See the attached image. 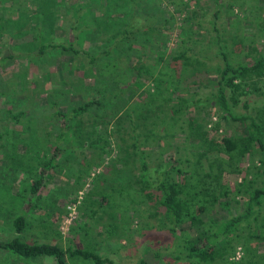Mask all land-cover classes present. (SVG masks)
<instances>
[{
	"label": "rangeland",
	"instance_id": "obj_1",
	"mask_svg": "<svg viewBox=\"0 0 264 264\" xmlns=\"http://www.w3.org/2000/svg\"><path fill=\"white\" fill-rule=\"evenodd\" d=\"M16 1L20 4L27 2V6L24 7V14H19L18 9L14 7L6 8V14L11 20H8L9 23L11 22L6 36L8 41L10 38L11 40L17 39V42L26 45L25 41H22L25 36L24 38L22 36L27 32H37L38 38L27 41L30 49H37L39 40L53 39L67 42L73 40L75 45L92 53L114 43L115 37L107 38L110 32L104 31V23L99 19L104 13L95 8L97 3L102 0H41L40 3H45L44 7L43 4L41 6L43 9H40L38 1L15 0L14 2ZM119 1L124 5L123 10L126 11V14L123 13V17H130V7H134L140 12L144 11V6L139 7L144 0ZM213 1L160 0L159 7L165 8V14L162 15L169 18L168 24L173 27L171 30L168 29V32L171 33V39L168 42L170 51L179 49L178 44L176 45L179 39L185 38L187 43L190 41L194 44H205L208 40L207 37L215 33L214 25L221 35L228 39L226 49L233 47L232 57L247 59L243 55L245 51H249L251 55L258 51H264V0H222L218 14L215 13L218 5ZM153 2L157 4V0ZM4 3L6 4V2ZM228 3H231L232 7H229ZM32 8L39 10L31 11ZM48 8L53 9L54 12L50 13L51 18L43 20L44 13L48 12ZM146 12L149 11H144L142 14ZM24 18L26 20L22 24L20 20ZM72 24H76L73 31ZM176 34H178L177 37ZM204 35L207 37L204 38ZM232 36L236 42H233ZM133 46L138 51V45L134 44ZM212 47L213 51L217 50L215 43H212ZM141 49L145 51L147 47H141ZM146 51L152 55L151 58L144 55V52H140L143 61L136 57L134 58L135 65L146 66L148 63L146 61L153 60V55L156 53ZM60 53H57L56 57L52 53L46 54L44 58L35 57L34 61L26 58L19 59L18 61L22 64L11 62L3 72H0V114L6 116V105L10 102L13 106L12 109L26 110V113L16 122H11L9 119L0 121V237L8 238L18 234L28 242H59L64 247L68 244L83 247L90 245L97 252L110 257L114 264H137L141 258L156 264H182L185 261L182 257V247L177 243L174 245L172 234L165 226H160V221L157 218L160 215H150L151 212L156 211L153 206L155 198L144 196L139 191V184L134 182L135 177L139 174V162L133 161V155H129L131 149L126 152L119 147V144H124L120 141L119 134L125 136L127 142L131 141V135L128 132L130 127H127L128 120L119 121V131L121 132L118 133L117 128L119 127L116 122L119 118L115 116L109 123H102L100 114L102 115L104 108L96 106L68 120L69 126L65 135L61 139H56V141L59 140L58 146L61 148V152L56 156L58 164L47 171L50 177L45 180L40 198L35 200L38 206L26 210L28 224L21 232L15 231L12 219L24 212L29 196V186L38 174L41 162L50 156L52 148L56 144V133L60 128V117L55 115L53 107H50L46 102L45 93L52 92L62 85L64 94L58 98L57 107L69 114L72 108L82 100L90 96H101L102 93L98 90L108 92L114 88L111 81L105 80L92 68L81 66V61L86 65V56L69 58L66 53ZM140 53L137 52L136 55H140ZM211 55L212 60L220 59V56H213V53ZM59 66L62 68L61 71L58 69ZM189 75L191 79L189 90L196 86L206 87L207 90L209 88L208 78L216 76V72L196 74L191 71ZM148 84L151 86L152 82L147 80L146 84L139 86L133 82L130 84L127 82L125 84L127 91L123 95L121 94V97L126 102L128 101L127 105L133 103V100L138 104L131 114L135 120L140 121L143 113L155 110L153 103L145 102L139 97L142 92L146 93ZM256 85L257 88L253 87L248 97L239 96L240 101L235 107L240 110L242 103L246 100L250 105L251 114L256 120L262 122L264 121V83L262 78H257ZM19 88L22 89L19 90ZM205 89L200 91L202 97L206 93ZM172 97H174L171 101L172 105L177 106L179 103L176 94L173 93ZM217 111L218 104L215 97L199 102L197 108L191 104L187 111L181 112L180 122L169 129V131L175 132L173 137L160 134L157 139L152 140L153 137L149 135V139L143 140L140 147L148 153L146 159L151 168L150 173L156 174L152 167L164 169L163 165H157L160 155L165 159L171 155L173 164L168 166L167 170L175 171V168L172 167L176 164V154L178 155L176 146L179 141H181L179 153H185L189 158L196 156L190 148L184 149L190 138L188 135L189 116L199 117L198 121L203 125L198 126L195 132L198 133L203 128L206 130L207 137L216 142H219L224 134L240 136L245 134V123L231 118L220 120L221 126L217 129L214 128L213 125L218 119ZM147 122L149 123V120ZM141 123L143 125L140 130H146L148 123ZM99 134H103L104 137L107 135L108 142L100 139ZM171 138L174 139L172 144H169L168 141ZM102 143L105 144V152L100 148ZM254 147L255 145L249 143L246 148L235 151V157L232 160L233 167H240L244 170V166L250 165L249 172L255 173L256 166L260 164L255 153L258 147H256L255 154L253 153ZM215 154L224 162V169L219 173L221 176L220 192L223 191L225 185L233 190L237 174L228 165L229 157L224 152H214L212 155ZM179 175L175 173V176L181 179ZM255 177L261 176L255 175ZM127 178L132 180V183L126 187L124 182ZM214 182L217 183V181ZM122 185H124L123 189H127L131 194L123 192L122 195L117 192L122 190ZM108 192L111 193V198L105 205L97 206L99 198L103 194L108 195ZM73 197H76V201L72 203ZM246 197V194L237 195L238 202L233 200V205L230 208L232 213L243 209L242 202ZM205 199L198 204L203 208L204 218L217 220L228 215V211L213 202L210 197ZM124 201H126V205H124ZM262 207L264 208V206ZM157 209L159 211L162 207ZM252 218H254L253 215ZM248 221L249 218H246L245 222ZM253 221V226L250 229L246 225L243 228L241 226L239 232L242 234L241 239L243 241L245 239L253 253L258 255L253 264H264V240L259 241V238L250 236L253 230L260 232L259 225H262L263 220L259 216L257 220L254 218ZM111 223L118 225L113 233L109 231ZM83 224L86 225L80 228ZM197 230L199 228L195 230L191 227L187 232L194 237L193 234ZM199 243L202 244L203 241L199 240ZM246 253L250 254V251H244V245L236 242L234 255L230 256L229 261L216 260L212 264H235L234 261L241 264V259ZM65 257L66 264H96L89 259L72 257L68 253L65 254ZM246 258L248 257L245 256ZM0 264L58 263L52 256L29 258L24 261L22 257L0 249Z\"/></svg>",
	"mask_w": 264,
	"mask_h": 264
},
{
	"label": "trees",
	"instance_id": "obj_2",
	"mask_svg": "<svg viewBox=\"0 0 264 264\" xmlns=\"http://www.w3.org/2000/svg\"><path fill=\"white\" fill-rule=\"evenodd\" d=\"M14 1H0V72H3L11 62L22 64L18 61L19 59L26 58L34 61L33 58L35 57L44 58L46 54L50 53L56 57V55L58 56L57 53L63 52L69 55V58L80 55L86 56V65L81 61V66L83 68H92L97 74L102 75L105 80L111 81L114 87L113 90L108 92L98 90L102 93V95L100 94L101 96H90L82 100L72 108L69 114L62 111L60 107H57L58 98L64 94L62 85L59 88H55L52 92L45 93L46 102L50 107H53L55 115L60 117V128L56 133V144L52 148L50 156L41 162V168L29 186V196L24 212L12 219L15 231L17 233L21 232L28 224L26 210L38 206L35 200L40 198L45 180H48L50 177L47 171L58 164L56 156L61 152V148L58 146L59 140L56 141V139H61L65 135V131L69 126L68 120L96 106L97 108H104L102 115L100 114L102 123H109L111 118L115 116L119 118L116 122L119 127L117 128L118 133L121 132L119 131V121L122 119L128 120L127 127H130V131L128 132L131 135V141L127 142L126 137L119 134L120 141L124 143L119 144V147L126 152L131 149L132 151L129 155H133V161L137 160L139 162V174L135 177L134 182L139 184V191L144 196L155 198L153 206L156 208V211L151 212L150 215H160L157 216L160 226H165L172 234L174 245L177 243L182 247V257L185 259L182 264H212L216 260L222 262L229 261L230 256L234 255L236 242L244 245V251H250V254L246 253L243 255L241 264H253L258 255L253 253V250L249 248V244L245 239L244 241L241 239L242 234H240L239 228L241 226L243 228L246 225L250 229L254 223L253 219L257 220L260 216L263 220L262 225H259L261 230L260 232L253 230L250 236L259 238V241L264 240V208L262 207L264 206V121L256 120L251 111H249L250 105L246 100L242 103L240 110L236 109L235 106L240 101V95H244L246 98L251 94L253 87L257 88V78H262L264 83V51H258L252 55L249 51H245L243 55L247 59L232 57L231 53L234 52V49L233 47L226 49V41L228 39L221 35L216 25L213 26V30L215 31L213 35L209 37L204 35V38L207 37L208 39L205 44L199 45L190 41L187 43L184 38L176 42L179 49L170 51L168 42L171 39V33L168 32V29L171 30L173 27L171 24H168L169 18L166 15H162L163 13L165 14V8L159 7L160 0H157V4L153 2L154 0H144L139 7L144 6V11H149L145 14H142L144 11L140 12L134 7H130L129 13L131 15L129 18L123 17V13L126 14V11L123 10L122 7L124 5L119 0H102L97 3L98 5L95 8L104 13L99 18L104 23V31L110 32L107 38L115 37V39L113 44L106 45L96 53L88 52L82 47L75 45L73 40L68 42L53 39L39 40L38 48L30 49L27 41H31L32 38H38L39 34L37 32H27L25 35H21L22 38L25 36V40L23 39L22 41H25L26 45L17 42V39L11 40L10 38L9 41L6 39L9 32L8 26L11 24V22L9 23L11 20H9V16L6 14L7 9L14 7L18 9L19 14H24V7L27 6V2L20 4V2ZM31 1H38L40 9H43L45 5V3H40L41 0ZM214 1L218 5L215 11L218 14L222 0ZM42 4L43 7L41 8ZM228 6L232 7V4L228 3ZM50 8H48L47 12L45 11V6L43 20L48 19L50 13L54 12ZM38 10V8H32L31 11ZM25 20L26 18L20 20V22L23 24ZM75 28L76 24H72V31ZM177 36L178 34H176ZM232 39L233 42H236L234 36H232ZM19 41H21L20 38ZM212 43L217 45V50L213 51ZM134 44L138 45V51L133 46ZM141 47H147V49L142 51ZM146 50L156 53L153 55V60L146 61L148 62L146 66L135 65L134 58L138 57L143 61L141 55L143 52L145 53L144 55H148L151 58L152 55H149ZM137 52L142 53L136 55ZM211 53H213V56H220V59L212 60ZM43 68H46V66H43ZM58 69L61 71V66ZM191 71H194L196 74L214 71L216 72V76L208 78L207 83L209 84V88L207 90L205 89L206 87L199 86L189 90L191 80L189 74ZM147 80L152 82V87L148 84L146 93L145 91L142 92L139 97L145 102L153 103L155 110H152V112L148 110L143 113L139 121L131 116L138 104L133 100V103L127 105L128 101L126 102L121 97V94L123 95L127 91L125 87L127 82L129 84L133 82V84L139 86L140 84H146ZM22 88H19V90ZM201 89L206 90L204 97L200 93ZM173 93L176 94L179 103L177 106L172 105L173 102H171L174 99L172 97ZM214 97L218 104V119L213 125L214 128L217 129L221 126L220 120L231 118L232 120L243 121L245 123V134L241 136L224 134L221 140L216 142L207 137L206 130L203 128L198 133L195 132L198 126L201 127L203 125L198 121L199 117L189 116L188 124L190 130L188 135L190 138L188 145H185L184 149L190 148L196 156L189 158L185 153H179L181 145V141H179L176 146L178 153V155L176 154V164L172 167L175 168V171L167 170V167L173 164L171 155L166 157V159L160 155L158 158L160 161L157 162V165H163L164 169L152 167V170L156 174H151V168L148 166L146 159L148 153L140 147L143 140L149 139V135L153 137L152 140L157 139L160 134L173 137L175 132H172L173 130L169 131V129L180 122L182 119L181 112L187 111L188 106L191 104L197 108L199 102ZM6 106L5 111L7 114L6 116L0 114V121L9 119L11 122H16L26 113V110L22 108L17 111L12 109L11 102ZM147 120H149V123ZM141 122L148 123L146 130H140V127L143 125ZM99 135L100 139L108 142L107 135L105 137L103 134ZM173 139L171 138L168 143L172 144ZM249 143L255 145L253 153L256 151V147H258L255 153L260 165L256 166L253 164V166H256V174L249 172L250 165L244 166L243 170L240 167H233L234 164L232 163L235 151L246 148ZM104 145L102 143L100 148L105 152ZM214 152H224L229 157L228 165L237 174L233 190L228 185H225L223 191L220 192L221 176L219 173L224 169V162L216 154L212 155ZM185 155L186 157H184ZM262 167L263 169L261 170ZM175 173L181 174L179 175L181 179L177 178ZM250 173L251 175L249 176ZM154 175L155 177H153ZM255 175L261 177H255ZM238 178L240 179L238 180ZM214 181H217V183ZM131 183L132 180L127 178L124 185L127 187ZM124 185L121 186L122 190L117 192H120L122 195L123 192L131 194L127 189H123ZM110 194V192H108V195L103 194L99 198L97 206L101 207L105 205L111 198ZM238 194H246L247 197L242 202L243 209L232 213L230 208L233 205V200L238 202ZM206 197H210L213 202L218 203L220 207L226 209L228 215L220 217L217 220L204 218L203 208L198 204L201 201H205ZM131 199L133 200V198ZM75 201L76 197H73L72 203ZM124 205H126V201H124ZM158 207H162V209L158 211ZM91 213L93 214V211ZM252 215L254 218H252ZM246 218H249L247 223L245 222ZM85 225H81L80 228ZM117 226V223L109 224L110 233H113ZM191 227L195 230L199 228L193 234L194 237L187 232ZM178 240L179 242H177ZM199 240H202L203 243L200 244ZM0 249L20 256L24 261L29 258L52 256L58 264H66L65 254L68 253L72 257L89 259L96 264H114L110 257L97 252L90 245L83 247L68 244L64 247L59 242H28L18 234L8 238L0 237ZM256 252L258 251L256 250ZM245 256L248 258L245 259ZM234 262L235 264H239L238 261ZM137 264L156 263H151L141 258Z\"/></svg>",
	"mask_w": 264,
	"mask_h": 264
}]
</instances>
